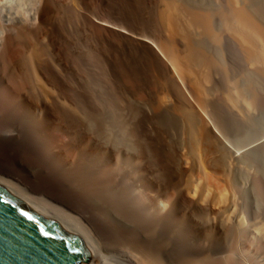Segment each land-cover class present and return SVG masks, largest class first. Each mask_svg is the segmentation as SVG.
<instances>
[{"label":"bare ground","instance_id":"1","mask_svg":"<svg viewBox=\"0 0 264 264\" xmlns=\"http://www.w3.org/2000/svg\"><path fill=\"white\" fill-rule=\"evenodd\" d=\"M231 1L218 14L248 63L264 72L260 13L252 0ZM178 2H164L160 15L187 41L182 51L168 49L178 79L189 81L180 87L189 112L187 153L198 172L186 178L188 161L178 172L167 169L159 147L140 138L124 114L70 95L38 50L49 35V0H0V185L77 234L89 249L81 264H264L259 206L235 188L207 127L205 83L214 60L184 29L216 38L212 14L191 11L182 24ZM59 65L68 66L62 59ZM226 96L257 104L243 90Z\"/></svg>","mask_w":264,"mask_h":264},{"label":"rangeland","instance_id":"2","mask_svg":"<svg viewBox=\"0 0 264 264\" xmlns=\"http://www.w3.org/2000/svg\"><path fill=\"white\" fill-rule=\"evenodd\" d=\"M166 1L49 0V35L38 50L67 81L70 95L87 96L102 111L124 114L125 122L141 131L140 138L159 147L162 158L169 161L167 169L173 166L178 172L179 165L188 161L186 178L198 168L187 153L189 112L180 87L184 83L172 67L168 49L182 51L187 41L179 33H170L164 24L160 11ZM176 1L181 10L185 8L179 18L184 19L182 24H188V12L212 14L216 38L198 27L183 25L193 36V47H200L215 63L211 81L205 83L207 127L225 153L226 165H231L235 188L246 201L259 206L264 219V72L248 63L241 44L218 14L222 6L231 8L234 2ZM252 5L264 25V0H252ZM60 59L68 66L61 68ZM187 79L185 87H189ZM237 90H243L247 100L256 97V106L235 104L226 96ZM81 106L88 109V105ZM198 118L193 119V127L200 125Z\"/></svg>","mask_w":264,"mask_h":264},{"label":"water","instance_id":"3","mask_svg":"<svg viewBox=\"0 0 264 264\" xmlns=\"http://www.w3.org/2000/svg\"><path fill=\"white\" fill-rule=\"evenodd\" d=\"M84 241L0 185V264H81Z\"/></svg>","mask_w":264,"mask_h":264}]
</instances>
